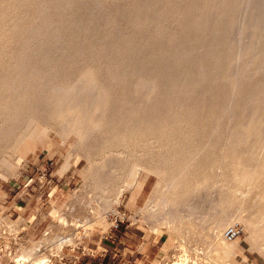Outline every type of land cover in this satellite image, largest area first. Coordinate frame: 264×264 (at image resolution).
Masks as SVG:
<instances>
[{
  "label": "bare ground",
  "instance_id": "obj_1",
  "mask_svg": "<svg viewBox=\"0 0 264 264\" xmlns=\"http://www.w3.org/2000/svg\"><path fill=\"white\" fill-rule=\"evenodd\" d=\"M227 1L208 0L205 6H201L202 2L199 5L205 10L196 4L200 10H204L203 18L200 15V23L206 36L202 37L203 40L199 36L196 37L201 40L198 44L204 42L200 45L203 49L202 52L192 53L191 43L190 52L186 47L174 52V56L183 57L178 69L169 65H163L162 69L154 66L153 56H137V53H133L134 45L131 46L133 52L124 51L125 54L122 53L123 50L118 52V45L115 48V42L129 35L127 30L130 31L131 26L127 29L125 24L122 25L126 23L124 21L112 29L114 18L117 23L123 19V15L119 17L118 12L117 15H111V8L127 5L128 0H94V6H91L93 8L88 13L87 9L84 11L86 13L81 14L76 10L75 13L79 16L72 14L75 17L72 20L76 29L73 34L65 32L67 29L61 30L60 26H55L57 23L44 17L37 24L26 26L20 32L15 45L0 51V143L7 141V145H4H11L16 152L20 147L25 148L34 137L49 139L50 129L55 131L62 141H67L72 136L74 139L70 146L79 152V156L94 162L91 191L93 195L88 197L87 202L97 203L95 206H98L97 212L100 214L117 212L115 205L120 203L125 190L132 189L142 171L155 175L157 185L149 199L150 208H146L148 217L155 226L172 224L183 237L186 230L184 221H187L200 231L191 242L197 244L205 237L207 261L203 259L204 262H198L197 258L193 259L190 253L193 252L198 257L200 248H189L182 241L179 244L182 254L174 264H209L213 262L211 256H214V253L218 257L233 254L239 248L236 238L226 240L220 232L233 221H238L244 233L255 242V246L264 251V0H240L235 15L230 19L226 18L227 11L224 8ZM187 2L189 1L184 3ZM85 3L87 2L82 4ZM78 4L80 3L76 0L74 7L78 8ZM163 4L165 3L161 6ZM128 6L124 9L130 13L131 8L128 9ZM153 9L151 12L154 15L156 10L153 12ZM68 12L64 9L59 15V20L62 18V27L70 22L71 14L68 15ZM170 14L173 15L171 12ZM131 15L133 14L128 16ZM149 15L151 19L152 16ZM135 16L136 12L132 17ZM154 17L156 18L155 15ZM200 17L197 15V18ZM146 19L149 21L148 14ZM158 20L160 22V19ZM191 23L192 26L196 24ZM191 23L187 26L192 28ZM141 25L144 26V22ZM184 25L182 26L185 27ZM65 26L64 28H67ZM133 27L134 32L137 28L133 30ZM228 27L232 32L228 38L223 35L221 39L220 33ZM68 28L70 31V25ZM152 29L155 30L154 27ZM168 29L170 30V26ZM169 30V34L173 33ZM151 31L146 35L148 38L150 34L156 35V32L154 34ZM41 33H45L46 37L49 35L52 42L38 45L37 39L40 41ZM132 34L135 35V32ZM87 36H91V42L103 40L108 42V45L98 49L96 44L86 43ZM173 38L176 39L168 35L165 42H171ZM177 38L179 40V37ZM225 38L227 40H224ZM183 39L182 41L186 40ZM126 40L125 43L129 41ZM218 40L228 42L225 44L231 53V61L228 63L221 59L211 63L212 60L205 57L206 53L208 56L218 54V47L222 44L219 42L220 44L216 45ZM190 41L187 44H190ZM23 42L32 43L24 46ZM156 42L153 43L155 46ZM85 43L88 44L87 47ZM159 45L154 48V53H157L156 50H163L157 49ZM126 49H129L128 46ZM118 54L123 57H120L119 61L115 60ZM158 57L161 59V52L157 59ZM214 69L219 72L216 84L213 81ZM218 82L220 85L225 83L231 91L228 95L225 94L223 100L220 99L222 101L219 111L215 110L211 115H206V112H211V109H207L205 116L200 115L198 112L203 114L206 110L204 108L214 94V88L219 85ZM211 102L210 100V104H214V101ZM189 116L191 119H188ZM86 117L90 122L86 129L79 131ZM186 117L188 121L183 119ZM225 117L227 124L220 125ZM203 118L205 122L201 123ZM199 133H202V136L198 140ZM253 153L256 155L252 156ZM2 158L6 159L3 166L10 167L11 162L6 157ZM205 167L215 168L211 178L207 177L212 182L211 186L206 184L209 186L208 192L201 188L203 181L210 182L204 176ZM203 194L210 196L211 210L201 216L189 202ZM88 211L93 212L90 206ZM158 211L160 216H156ZM77 221L69 224L76 228L88 225L87 221L81 224ZM58 222L64 226L68 224L65 217H61ZM217 231L220 234H217ZM17 262L48 264L43 255L32 258V251L22 254Z\"/></svg>",
  "mask_w": 264,
  "mask_h": 264
},
{
  "label": "rangeland",
  "instance_id": "obj_2",
  "mask_svg": "<svg viewBox=\"0 0 264 264\" xmlns=\"http://www.w3.org/2000/svg\"><path fill=\"white\" fill-rule=\"evenodd\" d=\"M5 1L7 0H0V26L2 28V30H0V51H2L3 49L7 47L11 48L12 45H15L17 43V39L20 36V32H22V30L26 26L31 25L32 23L37 24L39 20H41L44 17H46L45 19L53 20L54 23H57L55 25L52 22L53 25L57 27L60 26L59 28H62L61 30L64 31L65 29H67L65 32L73 34V32L76 31V29H74V23H73L72 18L74 19L76 16H79L78 13L81 14V12L88 13L89 11H91V8H93L91 6H94V4L92 3L94 2V0H77V3H80V4L76 6H79V7L81 6L80 8L78 7L79 9H81L79 12L78 8L74 7L76 4V0H73V1L72 0H29V1L28 0H25V1L24 0H8L7 2ZM84 1H86L87 3L82 4L84 3ZM102 1L105 2L106 0H102ZM128 1L129 2H127V5H123L121 3L123 6L122 5L119 6L120 9L119 7L111 8V15L112 14L117 15L116 12L119 13L118 15L119 17L123 15L122 16L123 21L122 20L117 21L116 23L115 22L116 18H114V24L111 22L113 25L112 29H115L116 26H118L119 22H121L120 24H122L124 21H126V23H123L122 25L125 24L127 29L131 26L130 27L131 30L130 31L129 29L127 30V33H129V35L127 34L126 37H122L120 38L118 42H115L114 46L115 48H117V45H118V48H117L118 52L123 50L122 53L125 54L124 51L133 52L134 50L135 51L133 52L134 54L137 53L136 54L137 56L140 55L144 57H147L149 54L150 56H153L152 61L154 63L152 64H154V66L156 65L160 69L164 68L163 65L165 66L169 65L170 67L174 66L173 69L179 68L182 62L181 58L183 57L182 55H180L181 56L180 57L179 55L174 56L173 54L174 52H177V50L179 49L182 50L183 48L185 49L186 47V50L188 48L187 51L190 52L189 47L193 45L192 46L193 49L191 47L192 53L193 52L197 53L199 51L202 52L203 48H201L200 45L202 43L204 44V42H202L201 44H198V42L199 43L201 42L199 37L202 39V37L206 36V34H204L203 27H201V23H200L201 22L200 20H202L203 18L202 15L205 10V8L201 6H205L206 1L208 0H205V2L203 0H199V1L197 0H173V1L172 0H158V2L156 0H148V1L147 0L145 1L144 0H141V1L131 0L133 3H131L130 0ZM154 1H156L157 3ZM183 1L184 2L189 1V2H187L188 3L187 4V3H184ZM161 2L165 4L161 6L162 5ZM239 2L240 0H228L226 2L224 8L227 11V14H226L227 19L228 18L230 19L233 15H235L236 9L239 6ZM155 3L158 6L155 5ZM182 3L184 5H182ZM86 4L88 5L86 6ZM196 4L197 5L200 4L201 5V6L199 5L200 8L202 9L204 8V10L202 9L200 10V8H198L199 6H197ZM70 5H73L74 8L72 6L70 7ZM89 5L90 7H88ZM166 5H169L170 7ZM127 6H128V9L131 8L130 11L132 13L131 12L128 13L129 10L128 11L125 10L127 9ZM139 6H141L140 8L143 11H147V12H143L141 9L138 10ZM144 6L146 7L143 8ZM159 6L161 8H159ZM165 6L168 9L165 8ZM183 6L184 7L186 6V8H184ZM13 8L15 9L14 11H13ZM70 8H72L73 10L75 9L74 12ZM115 8L117 11L115 10ZM152 8L156 10L155 11L153 9V12L155 11L154 15L156 16V18L151 12ZM174 8L176 11L173 10ZM179 8L182 10L184 8L183 10L184 12L180 10ZM64 9L66 10V12H68V10L70 9L68 12V15L71 14V16H69L70 22L66 23L67 28H64L65 24L62 27L63 25V23L61 22L62 18L59 20V17H60L59 15L63 13ZM86 9L87 11L84 12ZM123 9L127 11V13ZM164 9H166L165 10L166 12L163 11ZM185 9L187 10L186 12H185ZM76 10L78 12V13L76 12L77 14L75 13ZM148 10L150 12H148ZM177 10H180V11H177ZM193 10H195L196 12L194 11L193 13ZM121 11L125 13V16L124 14H122ZM172 11H174L175 14ZM135 12H136V16H138V17L135 16L136 20H135V17H132L135 14ZM170 12L173 15H171ZM141 13L143 14L141 15ZM130 14H133V15L129 17L128 15ZM147 14H148L149 21L148 19H146ZM149 14H151L152 16L151 19H150ZM159 14L161 15V17L163 16L162 19ZM197 15L199 17L201 15L202 18L201 17L197 18ZM7 16L8 18H6ZM171 16L173 17V19ZM175 16L177 17V19ZM127 17L129 21L126 20ZM166 17L168 18L166 19ZM180 17H182V19ZM138 18L140 19L137 20ZM179 18L182 20V23ZM158 19H160V22ZM3 20H6V21H3ZM143 22H144V26L141 25L143 24ZM166 22H167V26H166ZM191 22L196 23L198 26L196 27V24L192 26L193 23ZM152 23H154L155 26ZM190 23H191L190 26H192V28L187 26ZM69 25H70V31L68 28ZM160 25H163V26H160ZM182 25H184L185 27H183ZM133 26H135L137 30H140V31H142L144 28L145 29L140 33L139 31L137 32L136 28H134ZM150 26H153L155 30L157 31L152 29L153 27H150ZM169 26H170V30L168 29ZM177 26H179V28ZM132 27H133V30H136L134 31L135 35L132 34L134 33L132 31ZM184 29L186 30L185 32H184ZM187 29L189 30L192 29L195 31V33L193 34L192 32L194 31H191V30L189 31ZM200 29H201L202 34L200 32ZM149 30L150 31L152 30L151 33L154 32V34L156 32V35L153 36V34H150V37L148 38L146 35H148L147 33H150ZM165 30L166 32L167 30H169L170 33L171 31H173V33L175 32L176 34L175 33L169 34L168 32L166 33ZM130 32H131V35H130ZM183 32L189 33V34H184ZM231 32H232V29L230 27H228L226 31L225 30L222 31V33H220L222 35L221 39H223V35L228 38ZM136 34H137V37H136ZM11 35L14 38H12ZM40 35H39L40 41H38L39 38L37 39V44L39 43L38 45H41V43L42 45L47 44L50 41L52 42L51 37L49 35H47V37L45 33H41ZM151 35H152V38L154 37L153 39L151 38ZM165 35L166 37L168 35H172L176 39L173 38L172 40L173 42L171 41V42L166 43ZM197 36H199L198 39L196 38ZM161 37L162 38L164 37L163 40ZM177 37H179V40ZM9 38H10V41H9ZM182 38L186 40L183 39L184 41H182ZM193 38L197 40L195 39L193 40ZM13 39H15V41H13ZM44 39L45 41H43ZM87 39L88 40H86L87 41L86 43L88 44L90 43L89 45L96 44L95 46L98 49H102V47H105L108 45V42H103V40H100V39H99L100 41L98 42H96V40L95 42H91L92 41L91 36H87ZM126 39H128L129 41ZM124 40L128 42L125 43ZM132 40H133V43H131ZM135 40L138 42H135ZM189 40H191L190 44H187ZM224 40H227V39L225 38ZM139 42L142 44V46ZM143 42L144 44L149 46V48L146 45L143 46L144 45ZM155 42L157 43L156 46L160 44L159 45L160 47H157V49L163 48V50L165 49L166 50L163 51L161 49L160 51L158 50L159 52L156 50L157 53H154L156 49V46L154 45ZM182 42H185L186 44L184 45ZM219 42L220 40H218V43L216 42V45H219L220 43H222L223 45L221 44L222 46L220 45L221 47L220 46L218 47L220 48L218 51V54H215V55L211 54L208 56L206 53L205 57L207 60L209 59L210 61L212 60L211 63H213L214 61L216 62L217 59L218 60L221 59L228 63L231 61L230 49L225 47V44L227 45L228 42H225V43L224 42L219 43ZM23 43H24V46L25 45L28 46V45H31L32 42H26L30 44H26L25 42ZM178 43H181V44H178ZM88 44H86L85 47H87ZM126 44H129L130 47L129 45H126ZM133 45L135 46V48ZM177 45L178 46L181 45V46L178 47ZM187 45L189 46L187 47ZM125 46L126 48L128 46L130 50L126 49ZM131 46H133L132 47L133 50L131 49ZM195 46H196V49H194ZM136 50L139 53L136 52ZM140 52L143 54L141 55ZM160 52H161V59H159L158 57L159 59L158 60L157 56ZM119 54L115 60H118V61L120 60V57L122 54L121 55ZM145 54H147V56ZM151 54H154L155 56ZM177 56H178V59H177ZM179 57L181 60L179 59ZM178 60H180V62H177ZM163 61L165 62V64ZM213 72H214L213 81L215 82L214 84H216V82L218 81L217 74H219V72L217 69H214ZM227 87L228 86L225 83H223L221 85L219 84L217 88H214V92H213L214 94L211 96L210 99H208V104L206 108H204L206 110L205 111L203 110L204 111L203 114L201 112H198V113H200V115H204L207 109L208 110L211 109V112L209 111L206 112V115H209V114L211 115L213 111L215 110L219 111L220 103L226 97L225 94L228 95L229 92L231 91L230 87L228 88ZM221 98L222 100H220ZM210 100L212 102L214 101L213 103L215 104V106L214 104H210ZM225 118H222V121H221L222 123L220 122V125L227 124L226 123L227 118L226 119ZM183 119L184 120L186 119V121H188L187 117ZM188 119H191L190 116L188 117ZM89 122H90L89 119L86 117L85 122H83V127L80 128L79 131H83L84 129H86L87 128L86 126H88ZM200 122L204 123L205 119L203 118ZM262 127L264 129V122H263ZM261 132L263 131L261 130ZM48 136H49V139H40V138L34 137L33 140L27 143L25 148L20 147L18 149L19 151H16V152L15 150H13L11 145H8V147L6 146L8 143L7 141L4 143L3 142L0 143V156L3 153L2 156L0 157V226H3V228H6V231L12 234V237H14V238L8 237L6 239L4 237L3 240L1 241L2 250L0 252V264H18L17 259H19L22 254L27 253L29 251L30 252L32 251V258L34 257L38 258L41 255L45 256L46 259L48 260V264H124L125 262H127L126 264H133L136 258L140 257V255L136 251H134V253H130V254L128 253L124 257V260H121L119 257L112 256V253L111 255H109L110 254L109 249L113 248V245L115 248H118L120 250H124V248H127L128 250H130V252L131 250H136V249L141 250V252H145V248H150L151 253L147 257L148 261L146 264H174L177 262L178 258L182 254V251L179 246L180 242L182 241L189 248L198 247L201 249V250L199 249L198 251V257L193 252L190 253L193 259L197 258L198 262H201L203 259L207 261V255L205 254L206 253L205 252L206 244L204 240L205 237H203V239L201 238L197 244H195L194 242H191V240L195 236L196 237L198 236L199 234L198 232H200L199 229H197V227L190 225L187 221H184V227L186 230L183 233L184 234L183 237H181V235L175 229L174 225L160 224V226L159 225L155 226V223L152 221V219L148 217V209L150 208L149 199L152 193L154 192L153 190L156 188V185H157L156 184L157 177L155 175L148 174L147 172L142 171L138 175V178L135 181L132 189L125 190L120 203L118 205H115L117 212L113 213L109 211L107 214L104 212H102L103 214H100L97 212L98 206H95L97 205V203L95 204L94 202H92L90 204V202H87L89 201L88 197L93 195L91 191L93 190L92 173L95 170V165L92 163L94 162L91 163L87 160L86 157L79 156L78 155L79 152L70 146V142H72L74 139L72 136L67 141L66 140L62 141L56 135L55 131L53 132L52 129L49 130ZM201 136H202V133L197 134V139L199 140ZM5 143L6 145H4ZM1 144L4 146H1ZM5 146H6V149L4 151ZM6 150H8L9 152L8 151L6 152ZM255 150L256 148L254 149V151ZM4 152L7 156L4 154ZM255 155L256 153L252 154V156H255ZM2 157H6L11 162L10 167L3 166V163L5 162L6 159ZM88 164H90L91 166L90 165L89 167L86 166ZM253 167L258 168V166H253ZM214 169H215L214 167L213 168H208V167L203 168L204 176L206 178L207 177L211 178V176L213 175ZM203 182L204 183H202L201 188L204 192H208L209 186L207 187L206 184L207 185L209 184L211 186L212 182L211 180H210L211 183L210 182L207 183L206 180ZM209 199H210V196L203 194V195L192 198V200L189 203L193 208L196 209L198 214H200L201 216H204L206 213H208L209 210H211L209 207ZM89 206L91 207V210H93L92 212L93 214L88 211ZM147 207L148 209H146ZM14 209L16 211H12ZM86 209L87 211H85ZM10 212H13V213L9 215ZM160 215L161 214L158 211L156 216H160ZM61 217H65L68 220V224L66 226L58 222ZM75 221H77L78 224H81L82 222L87 221L88 225L84 227L80 226L79 228H76V226H73L71 224L72 222H75ZM69 222L71 223L69 224ZM233 222H238V221H233ZM158 223H161V222L158 221ZM241 231L242 232L240 236L235 239L236 242H238L239 248L235 250V252L229 256L221 255L220 257H218L216 256L217 254L214 253L213 254L214 256H211V258L213 259V262L209 264H215V262L220 263V264H241L240 263L241 259L238 256V254H244V255L248 254L250 257H255L258 259V261H260L261 263H264V251L259 250V247L257 245L255 246V242L248 235L244 233V231L242 230V226H241ZM220 232L223 233L224 230ZM217 234H220V233L217 231ZM113 240L115 241L114 244L108 243V242H112ZM184 240L187 241V243ZM119 241H121V243H119ZM141 242L143 243L141 244ZM99 246H100V249H99ZM102 248H104L103 249L104 251L101 250ZM205 260H203L202 262H204ZM130 261L132 263H129ZM24 264H29V263L24 262ZM190 264H193V262H191Z\"/></svg>",
  "mask_w": 264,
  "mask_h": 264
},
{
  "label": "crops",
  "instance_id": "obj_3",
  "mask_svg": "<svg viewBox=\"0 0 264 264\" xmlns=\"http://www.w3.org/2000/svg\"><path fill=\"white\" fill-rule=\"evenodd\" d=\"M12 211H16L15 209L12 210ZM13 212H10L9 215H11ZM18 214V213H17ZM20 216V215H19ZM109 244H114L115 241L113 240L112 242H108ZM119 243H121V241H119ZM143 242H141L142 244ZM99 249H100V246H99ZM104 248H102L101 250H103ZM152 249V248H151ZM104 251V250H103ZM134 251L138 252V254L140 255L139 258H136V260L133 262V264H146L147 263V257L148 255L151 253V250L150 248H145V252H141V250L139 249H136V250H128L127 248H124V250H120L118 248H115L114 245H113V248H110L109 249V252L111 255L112 253V256H116V257H119L121 260H124V257L129 253H134ZM243 253V252H242ZM238 256L240 257V263L241 264H264V263H261L260 261H258L257 258L255 257H250L248 254H238ZM127 262H125L124 264H126ZM129 263H132L131 261Z\"/></svg>",
  "mask_w": 264,
  "mask_h": 264
},
{
  "label": "built area",
  "instance_id": "obj_4",
  "mask_svg": "<svg viewBox=\"0 0 264 264\" xmlns=\"http://www.w3.org/2000/svg\"><path fill=\"white\" fill-rule=\"evenodd\" d=\"M0 227H1L0 228V252H1V250H2V244H1L2 242L1 241L3 240V238L5 237V239H6L8 237H10V238H14V237H12V234H10L9 232L6 231V228H3V226H0ZM241 232L242 231H241L240 224L238 222H233L225 228V230L223 232V237L226 240H233V239L237 238L238 236H240Z\"/></svg>",
  "mask_w": 264,
  "mask_h": 264
}]
</instances>
